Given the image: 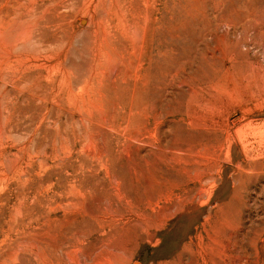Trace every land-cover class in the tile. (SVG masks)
I'll return each instance as SVG.
<instances>
[{"label":"rangeland","instance_id":"1","mask_svg":"<svg viewBox=\"0 0 264 264\" xmlns=\"http://www.w3.org/2000/svg\"><path fill=\"white\" fill-rule=\"evenodd\" d=\"M0 264H264V0H0Z\"/></svg>","mask_w":264,"mask_h":264},{"label":"bare ground","instance_id":"2","mask_svg":"<svg viewBox=\"0 0 264 264\" xmlns=\"http://www.w3.org/2000/svg\"><path fill=\"white\" fill-rule=\"evenodd\" d=\"M149 205H150V204H149ZM149 205H148V207H149ZM150 209H151V208H150ZM135 213H136V212H135ZM139 214L142 215V213H139ZM152 214H153V213H152ZM144 216H145V215H144ZM154 217H155V216H154ZM154 217H153V218H154ZM150 218H151V217H150ZM153 218H152V219H153ZM145 219H146V218H145ZM118 220H119V219H118ZM130 220H131V219H130ZM143 220H144V219H142V222H143ZM126 221H127V219H126ZM146 221H147V219H146ZM122 222H124V221H122ZM140 222H141V221H140ZM114 223H115V221H114ZM116 223H117V222H116ZM124 223H125V222H124ZM144 223H145V222H144ZM145 224H146V223H145ZM185 249H186V248H185Z\"/></svg>","mask_w":264,"mask_h":264}]
</instances>
